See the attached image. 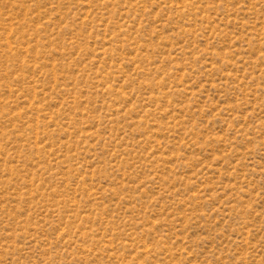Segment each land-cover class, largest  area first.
Wrapping results in <instances>:
<instances>
[{"label":"rangeland","instance_id":"obj_1","mask_svg":"<svg viewBox=\"0 0 264 264\" xmlns=\"http://www.w3.org/2000/svg\"><path fill=\"white\" fill-rule=\"evenodd\" d=\"M0 264H264V0H0Z\"/></svg>","mask_w":264,"mask_h":264}]
</instances>
